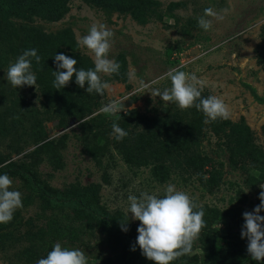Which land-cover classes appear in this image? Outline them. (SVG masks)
<instances>
[{
	"label": "rangeland",
	"instance_id": "1",
	"mask_svg": "<svg viewBox=\"0 0 264 264\" xmlns=\"http://www.w3.org/2000/svg\"><path fill=\"white\" fill-rule=\"evenodd\" d=\"M136 1L70 0L68 12L60 20L36 17L24 22L54 38L71 30L77 45L73 54L88 59L93 67L94 55L78 45V39L87 35L93 24H105L114 33L108 58L120 64L121 77L100 73L109 87L102 96L92 95L94 108L90 113L82 119L69 118L64 127L54 116L32 67L36 86L13 88L8 84L6 72L23 51L16 36L0 39V155L4 165L16 163L34 168L38 180L57 190L98 185L102 206L125 216L129 195L139 197L141 192H147L162 198L166 187L174 185L197 206L218 213L217 221L201 230L189 255L200 262L211 261L224 241L241 238L243 213L260 204L259 193L264 190L260 187L264 182L248 183L250 176L258 177L259 172L242 159L234 165L228 151L233 134L230 141L228 135L237 126L248 128L251 141L264 149V0H139L155 4L134 13L136 8L129 9L126 2ZM206 8L223 17H207L212 21L207 31L198 27V17ZM17 23L22 24V20ZM12 44L18 47L16 51ZM63 50L72 53L66 47ZM74 67L80 69L77 64ZM170 69L195 74L204 82L201 98L214 95L227 105L229 117L222 120L230 125L217 133L206 124L198 145L189 152L211 159L221 173L218 181L212 182L207 171L194 172L184 165L167 164L166 173L160 176L155 174L152 162L145 166L129 163L124 143L112 135L113 122L130 112L149 120L179 109L174 103L152 98L149 89L143 87H170L171 81L165 76ZM126 97L129 98L119 105L120 112L115 116L101 111L109 102ZM80 121L90 123L87 134L82 130L85 123ZM129 130L136 131L131 127ZM86 139L94 146L95 157L89 154ZM46 144L49 146L44 147ZM8 176L12 180L9 190L21 193L23 206L14 212L11 222L0 224V264H36L23 249L42 244L37 233L39 228H47L53 211L44 207L40 195L29 190L23 179ZM259 214L264 216V210ZM131 216L129 213L130 222L138 227L140 222ZM74 229L53 246L60 243L62 247L84 251L88 264L116 258L105 236L95 227L75 223ZM52 249L46 247L45 257ZM135 264L155 262L137 256Z\"/></svg>",
	"mask_w": 264,
	"mask_h": 264
},
{
	"label": "trees",
	"instance_id": "2",
	"mask_svg": "<svg viewBox=\"0 0 264 264\" xmlns=\"http://www.w3.org/2000/svg\"><path fill=\"white\" fill-rule=\"evenodd\" d=\"M69 2L70 0H0V39L4 36H16V39L21 42V51L37 50V54L41 57L40 63L37 64L32 59L31 67L38 74V82L43 94L53 107L54 116L58 117L63 127L67 125L69 118L82 119L91 112L94 108L91 98L96 93L88 94L85 88H80L72 80L63 89H55L53 72L58 70L54 59L55 54L62 53L76 59L77 65L84 70L94 69V67L88 59L73 54L77 45L71 30H65L54 38L43 34L33 26L28 27L24 22L36 17L60 20L68 12ZM153 4L155 3L151 1L139 0L134 3L126 2L129 9L136 8L134 13L142 10L146 5L149 7ZM18 20H22V24H18ZM63 47L68 48L72 53H66ZM11 48L16 51L18 47L12 44ZM115 76L121 77L116 73ZM80 89H83L81 93ZM204 119V114L193 106L186 110H170L163 117L149 120L142 118L136 112H130L115 122L128 133L120 141L124 143L126 148L124 155L129 163L145 166L152 162L155 164V174L160 176L166 173L167 164L184 165L194 172L207 171L212 182H215L220 179L221 173L212 164V160L189 153L192 147L199 143L206 125ZM208 124L217 133L224 132L225 128L230 125L229 122L220 118ZM89 125V122L82 124L85 134H87ZM129 127L136 131L132 133ZM232 131L228 135L230 141L233 134L228 150L231 162L235 165L238 159H242L249 164L250 169L259 172L258 177L250 176L248 183L254 185L264 182V149L251 141L248 128L237 126L233 127ZM93 147L86 139V148L89 154L95 157ZM4 164L5 160L0 155V172L23 179L29 190L40 195L39 198L44 207L53 211L47 228H39L37 233L42 244L23 249V253L33 261L46 258L44 255L46 247H53V243L61 239L65 233L75 231V223L83 224L84 228L95 227L105 236L104 241L116 254V258L105 259L103 264H135L137 256L145 257L136 244L138 227L128 219L126 225L128 230L126 232L122 230L120 222H127V217L120 212L111 213L102 206L98 185L71 186L64 190H57L45 181L38 180L37 171L30 166L16 163ZM207 167H211V170ZM203 210L205 226L202 229H206L211 227L212 222L217 221L218 213L208 208H203ZM247 244L248 241L243 238L230 239L221 244L219 251L211 261L200 262L196 256L184 255L173 260L171 264H256L257 261L251 259L247 252ZM134 245L135 251H132Z\"/></svg>",
	"mask_w": 264,
	"mask_h": 264
},
{
	"label": "clouds",
	"instance_id": "3",
	"mask_svg": "<svg viewBox=\"0 0 264 264\" xmlns=\"http://www.w3.org/2000/svg\"><path fill=\"white\" fill-rule=\"evenodd\" d=\"M207 17L223 19L213 11L206 8L204 14L198 17V27L207 31L212 26V21ZM114 33L105 24H93L87 35L79 38L77 43L85 47L94 55V69L77 70L74 67L77 60L64 54H55L54 59L57 71L53 72L55 79L53 87L57 90L63 89L72 80L75 74V82L80 88L87 84L88 94L96 93L103 95L109 85L101 80L100 73H119L120 64L108 58L111 48L110 40ZM32 59L37 64L41 57L36 49L25 50L16 62L11 64L6 72V80L13 88L36 86L37 79L31 71ZM165 76L170 79L171 86L164 88H153L150 84H143L149 89L154 97H159L164 102L174 103L180 110L195 107L204 114V123L220 119H228L229 112L227 105L217 96L201 98L204 82L198 80L195 74L189 75L184 71L170 69ZM163 78V77H162ZM155 83V82H153ZM199 85V87L197 86ZM122 101H111L101 108V111L110 116H115L120 112ZM197 101H199L197 103ZM16 119H19L17 116ZM86 123L85 121H80ZM112 135L116 140H122L128 135L118 123L112 124ZM12 180L7 174L0 175V224H7L12 221L14 212L21 208V193L9 190ZM264 189V185H260ZM260 204L253 211H245L243 219L241 238H247V252L251 259L264 261V216L259 213L264 210V190L259 193ZM198 210H194L197 209ZM129 213L133 220L140 222L137 232L136 244L141 253L148 260L155 264H171V262L181 256L190 255L194 242L198 241L199 234L205 226L203 219L205 213L202 207L197 206L190 196L169 184L165 189L162 198L155 194L141 192L128 196V208L126 209L127 222H120L123 231H127ZM135 251V245L131 249ZM36 264H88V259L84 251L80 249H69L56 243L53 249L48 252L46 258L39 259Z\"/></svg>",
	"mask_w": 264,
	"mask_h": 264
}]
</instances>
